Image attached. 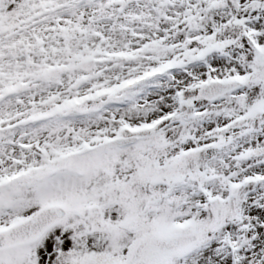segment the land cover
<instances>
[{"label":"snow or ice","instance_id":"snow-or-ice-1","mask_svg":"<svg viewBox=\"0 0 264 264\" xmlns=\"http://www.w3.org/2000/svg\"><path fill=\"white\" fill-rule=\"evenodd\" d=\"M0 264H264V0H0Z\"/></svg>","mask_w":264,"mask_h":264}]
</instances>
